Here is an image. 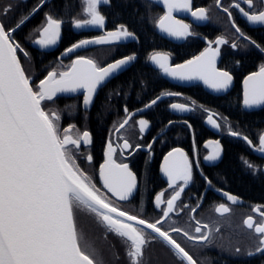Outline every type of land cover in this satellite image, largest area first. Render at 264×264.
<instances>
[{"label": "snow or ice", "instance_id": "snow-or-ice-1", "mask_svg": "<svg viewBox=\"0 0 264 264\" xmlns=\"http://www.w3.org/2000/svg\"><path fill=\"white\" fill-rule=\"evenodd\" d=\"M46 2L47 0H39L30 13L18 20L9 17L13 5L0 9V264H105L102 255L86 242L85 233L80 226L79 216L85 210L94 214L107 232L122 238V242L126 244L125 255L129 264H145L144 250L150 242L157 239L169 246L182 264H198L172 233L181 234L189 241L204 242L208 240L209 232H202V228L208 229L209 225H201L196 221L194 232L199 235H193L181 227H162L171 214L178 215L183 208L189 207L185 204L180 208L177 204L186 186L193 180V163L184 150L173 148L163 158L160 171L167 178L168 188L173 189V193L166 201L164 196L167 189L156 194L154 206L161 215L154 221L118 207L110 197L101 194L92 177L77 163L82 145L92 143L89 131L81 133L77 130L72 135L75 125H69L61 131L60 115L47 109L45 102L58 99L59 94L80 93L87 111L94 104L98 91L138 57L133 53L102 66L92 58L77 56L67 66V70L47 71L37 83L26 72L18 57V52L25 57L29 53L17 42L14 34ZM81 3V14L86 18L74 17L72 27L104 29L106 16L102 14L100 7H111V0H81ZM159 3H162L164 12L156 19L155 28L170 39L180 41L194 35L191 25L178 19L176 13L190 14L195 21L209 19L205 8L193 9L192 0H159ZM216 5L228 14L230 21L233 19L230 9L234 8L249 23L264 25V0H232L227 8L222 7L221 0H216ZM71 7L66 5V14ZM64 23L63 18L46 12L44 21L36 29L39 38L33 41L34 44L40 48L57 45L62 38ZM232 27L240 37L264 53V46L247 37L234 22ZM135 38V34L126 25L120 24L114 30L105 31L104 35L72 44L62 55L74 53L89 45H115ZM214 43L217 47L213 48L212 42H209L208 47L199 55L175 66H171L170 56L166 53L153 52L149 59L163 75L172 80L201 81L208 88L220 92L229 87L233 76L227 70L217 67L219 45L227 41L218 37ZM231 46L236 48L237 44L233 42ZM164 95L181 94L162 93L145 105V108L155 105ZM243 104L246 108L264 105V64L258 71L244 78ZM170 107L180 112L194 110L184 103H172ZM125 113L126 118L115 128L117 133L125 128L132 116L127 108ZM148 123L144 119L138 121L141 133L148 127ZM172 123L169 121V124ZM207 123L213 129L221 128V124L211 115L208 116ZM188 127L191 128V124ZM228 134L243 139L250 148L264 156V133L259 135L257 145L231 128ZM118 147L123 155L124 150L133 146L125 139ZM151 147V144L147 145L148 149ZM205 147L211 148L204 157L205 161L215 162L221 158L222 147L218 140L206 142ZM116 151L109 142L104 152V162L99 166V179L103 189L111 197L130 202L139 190L138 177L127 163L116 162L113 158ZM85 159L91 163L93 157L89 154ZM241 159L246 167L256 170L251 161L243 157ZM196 167H199L198 163ZM204 179L211 186L208 177L204 176ZM223 195L232 203L238 200L229 193L225 192ZM195 211L196 208L191 209L192 213ZM215 211L224 216L230 212V208L221 203ZM252 211L261 219L257 223L253 216H249L243 221L257 239L255 251H249L247 255H264V205L254 206ZM236 251L239 253L240 249Z\"/></svg>", "mask_w": 264, "mask_h": 264}, {"label": "flooded vegetation", "instance_id": "flooded-vegetation-1", "mask_svg": "<svg viewBox=\"0 0 264 264\" xmlns=\"http://www.w3.org/2000/svg\"><path fill=\"white\" fill-rule=\"evenodd\" d=\"M8 1L19 10L23 7L24 12L26 10L25 13H20L18 10V18H21L39 3V0ZM51 1L47 0L46 4ZM75 1H78L75 18H86L81 14V0ZM231 3L232 0H221V5L224 8L229 7ZM140 6L144 11L150 9L151 12H154L156 18L150 21L153 23L152 30L159 39V45L153 52L169 54L171 66L181 64L199 55L208 47L209 42H212L213 48L217 47L214 42L218 37L225 39L227 43L219 45L220 55L217 57V67L227 70L233 76L230 89L214 96L206 93L199 84L182 86L169 83L161 77L160 70L154 67L155 65L150 61L149 55L153 52L148 54L145 51L143 48L145 44L139 41L137 35L133 41L129 40L124 44L90 45L61 57L65 49L72 44L83 39H92L104 35L105 31L114 30L115 28H110L107 25V21L104 29L91 26L75 29L71 23L74 17L66 19L62 25V38L58 44L50 51L40 52L32 48L31 44L39 38L36 29L44 21V14L47 9L45 6L40 9L39 18L33 29L25 32L20 38L21 40L15 37L17 41L28 42L27 45H23L26 52L31 55L34 51L36 55L43 58L42 65L40 64L41 66L33 69L30 67L28 74L32 75L38 83L39 79L47 74V71L67 70V66L77 56L92 58L103 66L135 53L138 58L98 91L94 97V104L87 111L83 106V96L80 93L70 97L59 96L52 102H45L47 109L60 115L61 131L69 125L76 126L72 130V135H75L77 130L81 133L84 130L89 131L92 143L87 146L82 145L77 156V163L92 177L101 194L110 197L118 207L130 214L154 221L161 215L154 206L156 194L167 189L164 196L166 201L173 193V189L168 188L167 178L161 173L160 166L164 156L169 151L173 148H181L188 154L190 162L193 163V180L186 186L177 204L180 208L185 204L189 207L183 208L178 215L176 213L171 214L162 227L165 229L170 226L181 227L193 235H199L194 232L196 221H199L201 225H209L208 229L202 228V232H209V238L204 242L189 241L181 234L172 233V236L197 260L198 264H264V255H247L249 251H255L257 239L255 233L243 223L249 216H253L257 223L260 222V216L254 213L252 208L264 205V188L253 194L241 192L234 185L229 173L230 167L236 166L242 173H250L254 177L253 183H261L264 187V175L262 173L264 156L250 148L243 139L228 134V130L231 128L247 136L253 145H257L259 135L264 133V106L249 112L244 111L241 107V82L247 75L258 71L259 67L264 64V53L260 52L248 40L240 37V34L232 27V23L234 22L247 37L261 46H264V34L261 33L264 31V25L253 24L255 26H250L251 23L234 8L230 9L233 14V19L230 21L228 14L222 11L221 7H217L216 0H192L193 9L205 8L209 19L207 21H195L190 14L182 13V16L175 14L178 19H183L191 25V31L194 35L186 40L172 39L173 41H169L159 36L155 31V21L164 12L162 3L160 5L151 0H140ZM64 39H66L65 44H61ZM233 42L237 44L236 48L231 46ZM21 56H24L23 53ZM138 70L143 74L148 73L154 76L159 80V83H162L161 86L157 88L151 84V88L155 92L148 95L145 86L142 85L140 92L136 93L133 91L134 84H129L124 95L119 96L118 93L113 95L115 88L118 89L119 86L130 81L131 73ZM236 80L239 82L235 86ZM233 89L235 92H232ZM167 92L180 93L181 95L162 98L152 107L145 108V105L157 96ZM231 92L234 94L242 113L250 116L252 121L249 125H244L238 116L234 117L226 112V98L232 94ZM172 103H184L194 110L189 112L173 110L170 107ZM125 108L132 116L125 128L117 133L115 128L126 118ZM209 115L221 124L219 130L213 129L207 123ZM141 119L149 122L143 133L140 132V125L138 124ZM169 121L173 123L169 124ZM188 124H191V128L188 127ZM125 139L133 147L124 150L123 155H121V149L118 146L122 145ZM216 140L220 142L222 147L221 158L215 162L205 161L204 157L211 151V148L205 147L206 142ZM109 142L117 149L113 157L116 162L127 163L138 177L139 190L130 202L118 201L111 197L106 189H103L100 182L99 166L104 162V152ZM149 144L152 145L151 149L147 148ZM136 145L141 147L136 148ZM89 154L93 157L91 163L85 159ZM242 157L251 161L256 170L246 167ZM232 160L236 163L230 162ZM197 163L199 164L198 168L196 167ZM204 176L211 181V186L205 181ZM217 189L221 191H217ZM225 192L237 197V202L228 201L223 195ZM221 203L230 208V212L224 216L215 211V208ZM197 205L199 207H196ZM192 208H196L194 213L191 212ZM79 223L85 233L86 242L102 255L105 264L109 263L100 247L101 243L111 248L113 257L110 262L112 264L115 262L129 264L125 255L126 244L122 242V238L107 232L94 214L85 210L79 216ZM92 232L99 234L103 241H97L90 236L89 234ZM236 249H240V252L237 253ZM144 258L145 264H182L170 247L159 239L147 245L144 250Z\"/></svg>", "mask_w": 264, "mask_h": 264}, {"label": "trees", "instance_id": "trees-1", "mask_svg": "<svg viewBox=\"0 0 264 264\" xmlns=\"http://www.w3.org/2000/svg\"><path fill=\"white\" fill-rule=\"evenodd\" d=\"M10 4L11 2H9L8 0H4V1L0 0V9ZM66 5L72 6L70 8V11L67 14L65 13ZM45 7L47 8L46 12H51L55 17L63 18L64 20H66V19L75 17V14L77 13V9H78V1L52 0L51 2L47 3ZM23 9L24 7L19 10L13 5V11L9 14V17H15L16 20L20 19V17L19 18L17 17V12L20 11V13H22L24 12ZM100 11L102 12V14L106 16L107 25L110 28L112 27L116 28L118 25L124 24L127 26L129 31L133 32L135 35L138 36V39L140 42H142V44H145V46L143 45V48L148 54L156 50L157 48L156 46L159 45V42H158L159 39L154 34L152 30L153 23L152 21H150L151 19L155 20L156 16L154 12H151L150 9H147L145 11L142 10L140 6V0H111V7L101 6ZM30 12H31V9L27 11L26 14ZM39 15H40V12H37L34 16H32L22 26V28L17 30L14 36L20 39L24 35L25 32L33 29V26L36 24L39 18ZM261 33L264 34V31ZM26 35L28 34L26 33ZM65 41L66 39L62 40L61 44H65L64 43ZM17 42H19L22 47L24 44L27 45L28 43V42L25 43L23 41H17ZM18 57L21 59L22 65L25 68L27 73L30 70V67L33 69L34 67L41 66L42 65L41 63L43 62V58L36 55L34 51L31 53V55L29 54L28 57H25V56L22 57L21 53L18 52ZM130 76H131L130 81L127 80L128 82L119 86L118 89L115 88V90L113 91V95H116L117 93L119 94V96L124 95L129 84H134L133 91H135L136 93L140 92L142 85L145 86L147 88L146 92L149 95L150 93L153 94L155 92V90H152L151 84H154L157 88L160 87L162 84V83H159V80L154 78V76H152L151 74H148V73L143 74L139 70L133 71ZM238 82L239 81L237 80L235 81V86L238 84ZM234 90L235 89H233L232 92H235ZM226 99H227L226 112L228 114H231L234 117L238 116L240 120H242L244 125H249L252 120L249 115L242 113V111L240 110L235 100L234 94L233 93L229 94V96ZM230 162L236 163V161H233V160ZM229 173H230V177L234 181V185L241 192L253 194L255 192L257 193V191H260L259 189L263 190L264 188L261 183H253L254 177L250 173H245V172L242 173L241 170H239L236 166H233V167L231 166ZM89 235L94 237L97 241H103L101 239V236L97 234L96 232L94 233L92 232ZM100 247L102 251L104 252V256L107 259L108 263L112 264L110 262V260L113 257L112 251L110 250L111 248L108 245H105L103 243H101ZM115 264H122V263L115 262ZM161 264H164V263H161Z\"/></svg>", "mask_w": 264, "mask_h": 264}, {"label": "water", "instance_id": "water-1", "mask_svg": "<svg viewBox=\"0 0 264 264\" xmlns=\"http://www.w3.org/2000/svg\"><path fill=\"white\" fill-rule=\"evenodd\" d=\"M151 1H153L154 3H159V0H151ZM159 4L161 5V3H159ZM176 15H177V16H182L183 14H182V13H176ZM250 26L253 27V26H255V25L250 24ZM155 31H156V33H157L159 36H161L162 38H164V39H166V40H169V41H173L172 39L167 38V37L164 36L163 34L159 33L158 30H157L156 28H155ZM129 40H132V41H133L134 39H126V40H123V41L117 42L116 44H124V43H126V42H129ZM89 46H90V45H89ZM31 47L34 48V49H36V50H38V51H40V52H45V51H50L54 46H51V47H49V48H40L38 45L34 44V42H33V43L31 44ZM85 47H87V46H85ZM64 56H65V55H62L61 57H64ZM154 67H156V66H154ZM160 74H161V77H162L164 80H166V81H168L169 83H172V84H177V85H182V86H190V85L199 84V85L202 86V88L204 89V91H206V93H208V94H210V95H214V96L219 95V94H221V93H224V92L228 91V90L230 89L232 83H233V82H232L226 90H222V91H220V92H216V91H214V90L208 88V87H207L206 85H204L203 82H201V81H184V82H181V81H175V80H172L171 78H169V77L163 75L161 72H160ZM243 81H244V79H243L242 82H241V90H242V104H241V107H242V109H243L244 111L249 112V111H253V110H257V109L262 108L264 105L256 106V107H253V108H246V107L244 106V104H243ZM76 94H78V93H75V94H59V96L70 97V96H74V95H76ZM166 97H168V95H164V96H162V98H166ZM162 98H161V99H162ZM262 173H263V175H264V169L262 170Z\"/></svg>", "mask_w": 264, "mask_h": 264}]
</instances>
